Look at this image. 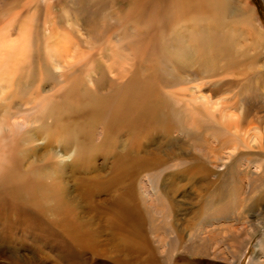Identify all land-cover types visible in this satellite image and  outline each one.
<instances>
[{
    "label": "bare ground",
    "instance_id": "bare-ground-1",
    "mask_svg": "<svg viewBox=\"0 0 264 264\" xmlns=\"http://www.w3.org/2000/svg\"><path fill=\"white\" fill-rule=\"evenodd\" d=\"M228 1H231L236 9L231 21L245 24L249 33L255 38L256 45L264 49V35L258 26L248 0H122L117 2L112 14L108 13L110 15H106L105 20L102 21L108 22L106 30H116L112 25L116 22L123 23L124 27L119 30V35L114 38L115 44L123 42L124 34L127 33L121 53L125 52L131 56L136 51L139 59L147 58L150 54L152 70L147 72L143 80L138 77L137 71L133 72V78L130 81L125 84L118 83L117 87H110L111 93L107 96L99 95L100 90L96 87L98 77L91 79L89 77L91 86L77 94L75 100H71L70 108L61 110L59 123L56 121V124L52 123L50 126L42 123L38 129L33 130L31 128L32 130L25 134L23 142L29 144L32 151V160L25 167L30 170L36 159L41 163L57 162L59 169L55 173L57 176L55 181L60 185V190L56 192L51 207L44 205L39 199L37 201L23 198H19L22 201L19 207L31 211L32 209L35 210L41 219L49 220L47 225L69 241L76 252L85 256L89 254L92 259H101L112 264H157L154 254L156 250L149 241L151 237L148 240L144 233L135 231L134 227L135 222H137V228H143L144 221L149 218L145 215L149 211L147 208L154 206L155 210L159 211V209H156V204L152 203L150 205L146 203L145 205H149L146 207L142 206L141 195L142 197H144L143 194L151 197L156 196L150 191L153 184L160 180L159 178L155 180L156 175H158L156 171L158 165L160 163L163 165V162L175 164V162L181 161L179 166H185L182 169L186 175L185 178L188 176L189 179L185 186H189L193 192L200 189V184H203L198 180L208 177L210 179L214 174L212 166L202 165L197 161L193 164L183 165V163L187 164L188 161L186 160V163L181 155H176L173 151L174 148L172 149L166 139V136L170 139L175 130H179L184 136L195 137V134L200 131L199 129L203 130V128L208 127L212 129L211 135L215 133L219 138L223 131L222 134L229 135L236 147H239L237 156L232 157H236V159L240 157L245 163L244 168L247 169L244 172L248 174L250 181L247 180V183L248 185L251 183V186L247 187L248 193L247 190L244 192L250 198L254 196L259 188L256 184L263 181L264 178V151L262 149L264 147V115H256L261 112V109L248 100L255 95L261 99H254L260 100L259 102L264 105V78L257 83L255 89L249 85V92H247L246 97L234 103L229 98L215 101L231 90V85L225 79H219L212 75L216 72L215 68L222 69L223 72L227 69H233L241 73L244 78L247 76L244 70L231 63L228 56L218 51L223 46L227 35L225 28L219 22L220 11ZM120 3L130 4L124 13L118 12L117 5ZM49 11L51 10L46 9L43 13L47 14ZM75 30L77 31V29ZM53 33L54 30L51 34ZM81 40L82 43L85 41L83 38ZM37 41L40 46V41L38 39ZM106 42L104 43L106 44ZM109 42L112 43L111 40ZM80 43L74 38L70 40V45L62 44L60 46L61 52L55 54L56 59H53L54 64L61 69L57 77L60 78L67 71L72 77L78 76V72H83V69L89 66V63L85 61L69 63L61 61L62 55L65 57L69 55L67 50L71 52V57H82ZM36 53L38 54L37 57L41 59L40 52ZM29 55L33 56L32 54ZM107 57L110 56L105 54V58ZM51 60L52 58L46 60V63H51ZM93 63L94 61H92ZM91 67L93 66L91 65ZM112 68L113 66L109 67V70L111 71ZM176 68L183 69L185 76L178 75ZM104 73L102 72L101 76L104 77L106 75ZM138 79H141V84L133 86ZM160 84H163V89L160 88L162 86ZM5 87L8 88V86ZM139 89L141 93L138 92ZM168 89L176 91L171 93L165 91ZM68 93V97L73 94L72 91H68ZM111 94L115 95L110 96ZM170 95H172L173 102L169 100ZM6 96L8 97V94ZM47 111L41 112L39 117H53L54 111ZM206 111L210 113L206 114ZM238 112L239 114H237ZM200 118L204 119V121L201 120L203 123H197ZM56 119L58 120V118ZM215 120H217V125L214 123ZM223 120L228 121L222 123ZM96 122L99 124L98 126H96ZM175 124H178L177 128ZM20 126L23 129L26 123L24 122ZM99 127L102 128L101 132ZM158 128L163 131V137L153 146L152 142L155 136H151V133ZM164 137L166 140L163 139ZM108 142L110 147L105 150L103 144ZM183 142L185 147L188 141L184 140ZM42 143L43 146H41ZM159 148H163V150L161 151ZM185 149L183 148L182 152ZM258 149L260 150L257 151ZM226 150L229 149H225L224 152ZM220 152L222 153V150ZM213 155L216 156L217 154ZM99 157L101 163L97 165L96 160ZM67 161L70 162L68 166L65 165ZM233 161L228 159L224 162L226 169L232 168ZM175 165L170 168H175ZM224 165L222 166L224 167ZM251 167L252 169H250ZM66 170L72 174L73 185L65 181ZM25 176V172L24 174H15L8 168L7 172L0 176V181L3 187L15 188L23 185ZM173 176H168V178L171 179ZM145 178L146 180L142 181ZM167 181L166 178L161 185V192L158 191L165 205L170 210L177 211L174 209L177 206L174 194L180 193L182 190L179 188L172 189ZM169 182L172 181L169 180ZM237 183H239V190L242 191L240 184L242 182ZM209 184L214 185V181H209ZM178 185L182 186V184ZM157 187L159 188V186ZM239 190L233 189L235 194H239ZM200 195L199 192L198 194L189 193L188 196L193 200L191 196L197 198ZM235 198L238 199L236 196ZM262 198L263 196L259 200L261 201ZM156 203L158 202L156 201ZM190 206H192L191 203ZM167 213L168 215L171 214ZM180 213H182L181 210ZM86 214L92 216L88 217ZM161 215L163 216V214ZM164 215L168 218L171 217L166 216V213ZM158 216L160 217V215ZM7 217L9 218L8 215ZM97 219L100 223H97ZM166 221L163 222L166 223ZM163 224L160 223L158 226L162 228ZM182 224L180 218H173L169 225L166 223L163 227L167 228L168 225L177 234L175 237L180 239V234L183 231ZM263 225L264 219L259 222L250 237L255 235L256 231L261 229ZM150 231H152L151 228ZM105 232H109L110 238L100 240L101 235ZM151 235L150 233L149 236ZM156 239L158 238L156 237ZM156 244L159 245L160 243ZM258 245L259 250L264 248V235ZM252 264H255V261Z\"/></svg>",
    "mask_w": 264,
    "mask_h": 264
},
{
    "label": "rangeland",
    "instance_id": "rangeland-1",
    "mask_svg": "<svg viewBox=\"0 0 264 264\" xmlns=\"http://www.w3.org/2000/svg\"><path fill=\"white\" fill-rule=\"evenodd\" d=\"M121 1L0 0V176L7 172L8 168L15 174L26 173L24 183L19 187L6 188L3 187L0 181V264H112L105 260L92 259L89 254L85 256L80 252H76L69 241L65 240L62 235L47 225L49 220L44 221L41 219L33 209L31 211L27 208L19 207L22 204L19 198L37 201L39 199L42 200L44 205L51 207L56 192L60 190V185L55 181L57 177L55 173L59 169L57 162L41 163V161L38 162V159H36L30 170H27L25 167L32 160V151L31 146L23 141L25 134L29 130H32L31 128L36 130L42 126V123L49 126L52 123L56 124V121L59 123L61 110L70 108L71 100H75L77 94L91 86L89 77L90 79L98 77L96 87L100 90L99 95L107 96L111 93L110 87H117L119 84H125L130 81L133 78V72L137 71L136 74L143 80L147 72L152 70L150 54H148L147 58L143 57L139 59L136 51L131 56L125 52L121 53V48L128 35L127 33L124 34L123 42L115 44L114 38L116 35H119V30L124 27L123 23L116 22L117 25H112L116 30L107 31L108 22H102L105 20L104 17L106 15H110L108 13L112 14L116 3ZM248 1L258 22V26L264 35V0ZM97 3L100 4L96 5ZM129 5V3H120L117 5L118 12L124 13ZM46 9H50L51 11L44 14L43 12ZM235 13L236 9L231 1H228L220 11L219 22L225 28L227 35L223 46L218 51L228 56L231 63L244 70L247 76L244 78L241 73L233 69H227L223 72L222 69L215 68L216 72L212 75L219 79H225L231 85L230 92L221 98H217L215 101L229 98L234 103L246 97L247 92H249V85L255 89L257 88V83L264 78V49L256 45L255 38L249 33L245 24L231 21ZM53 30L54 33L51 34ZM74 38L81 42L80 52L82 57H71V52L67 50L69 55L67 57L62 55L61 61L64 63L85 61L89 63V66L83 69V72H78V76L72 77L70 76V72L67 71L59 78L57 75L61 69L54 64V55L61 52L60 46L62 44L70 45V40ZM82 38L85 40L83 43ZM37 39L40 41V46ZM67 40L68 42H66ZM36 52H40L41 59L37 57L38 54ZM105 54L110 57L105 58ZM51 58V63H46V60ZM92 61H94L93 64ZM111 66L113 68L110 71L109 67ZM247 66H249V69H247ZM176 70L178 75L185 76L183 69L176 68ZM102 72L106 74L104 77L101 76ZM141 79L136 80L137 82L135 81L133 86L140 85ZM160 85H162L160 88L163 89V84ZM5 86H8V88ZM68 91H72L71 97H68ZM165 91L171 93L176 90L168 89ZM138 92L141 93V90L139 89ZM7 94L8 97L6 96ZM112 95L115 94H111L110 96ZM171 97L172 95H170L169 100L173 102V98L171 99ZM254 98H261L254 95L252 99L248 100L261 109V112L256 115H264V105L259 102L260 100L258 101ZM161 105L163 106V104ZM50 110L54 111L53 117H39V114H42L41 112H51ZM205 113L210 112L206 111ZM145 117L148 118L147 116ZM202 119H198L197 123H203ZM216 121L214 123L217 125ZM226 121L228 120H223L222 123ZM24 122L26 123L25 129H21L20 125ZM98 125L96 122V126ZM177 126L178 124H175L176 128ZM159 128L151 133V136H155L152 142L153 146L163 137V131ZM99 129L101 132L102 128L99 127ZM199 130L195 134V137L184 136L179 130H175L171 138L169 139L166 136V139L169 141L172 149L174 148V153L181 155L185 161H188V163L186 161L187 164L183 163V165L193 164L197 161L202 165L212 166L214 174L210 179L208 177L207 179L198 180V182L203 184H200V189H196L193 192L189 186H185L189 179L188 176L185 178L186 175L182 169L185 166H179L181 161L175 162V164L177 163L176 165L171 162H163V165L160 163L156 171V174L158 173L156 175L157 178L155 177V180L158 178L160 180L156 181V183L153 182V188L150 191L156 196L151 197L141 192L144 196L142 197L140 194L142 206L146 207L151 203L156 204V209L158 208L159 211L155 210L154 206L147 208L149 210L148 213L151 214L149 215L146 212L147 214L145 213V215L149 218L144 221L143 228L141 229L137 228V222H135V231L138 230L140 233H144L148 240L151 237L149 241L150 245L156 250L154 254L157 264H252L254 261L255 264H264V248L260 250L258 248L260 239L264 235V225L256 231L255 235L250 237V234L257 228L259 222L264 219V178L263 181L258 182L260 185L254 183L259 188L254 193V196L250 198L247 194L249 191L247 187L251 186V183L249 185L247 183L249 178L248 174L244 172L247 169L244 168L245 163L242 162L243 160L240 157L238 159L232 157L237 156L239 147H236L235 142L229 135H223V131L218 138L215 133H212L213 136L211 135L212 129L209 127ZM54 134L57 135V133ZM207 139H210L209 142ZM217 139L220 141L218 142ZM221 139L223 140L222 142ZM184 140L188 141L187 147L183 146ZM41 146H43V143ZM103 146L107 150L110 147L109 142L103 144ZM164 146L163 148H165ZM163 148H159V150L162 151ZM183 148L186 149L182 152ZM225 149L229 150L224 152ZM231 149L233 150L231 151ZM262 149L264 151V147ZM221 150L222 153L220 152ZM213 154L217 155L214 156ZM223 156L224 159L226 158L225 160ZM228 159L234 160L230 170L226 169V163H224ZM69 163L67 161L65 165L68 166ZM100 163L101 158L99 157L96 160V164L99 165ZM222 163L225 164L224 167ZM164 165L169 167H165ZM172 165L176 166V171L174 167L170 168ZM177 165L180 170L177 168ZM67 171L65 172L67 173L65 181L73 185L72 174ZM171 175L174 176L171 179L168 178ZM166 178L172 189L179 188L182 190L180 193L174 194L176 207L179 210L176 207L174 209L177 211L170 210L163 202L161 194H159L162 189L161 185H163L162 183ZM179 179L180 181H178ZM145 180L146 178L142 181ZM169 180L172 182H169ZM209 181H214V185H210ZM237 182H242L240 183L242 191L239 190V183ZM178 184H182V186ZM236 188L239 190V194L234 193L233 189ZM246 190L247 193L244 192ZM199 192L201 194L199 197L194 198L191 196L193 200L188 196L189 193L198 194ZM261 196L263 198L260 201L259 198ZM146 203H149V205H145ZM190 203L193 207L190 206ZM161 207L165 208V211ZM243 209L245 210L243 211ZM180 210L182 213H180ZM154 211L160 213H155ZM167 212L171 214L168 215ZM165 213L166 216H171V219L165 217ZM86 216L92 215L86 214ZM173 218H180V221L183 223L181 225L183 231L180 234V239L176 238L177 234L168 227ZM96 221L100 223L98 219ZM163 221L168 223L167 228L163 227L166 225ZM160 223H164L162 228L158 226ZM150 228L152 231H150ZM150 233L152 234L151 236H149ZM154 235L158 239L155 240L156 237ZM101 237L100 240L110 238L109 232L103 233ZM152 237L155 238L153 239ZM158 242L164 246L157 245L156 243ZM260 255L263 256L261 257Z\"/></svg>",
    "mask_w": 264,
    "mask_h": 264
}]
</instances>
